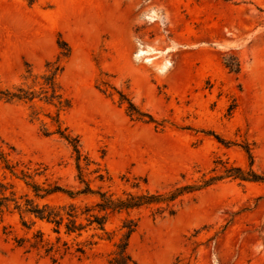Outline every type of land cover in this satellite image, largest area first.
<instances>
[{"label": "rangeland", "instance_id": "374dc122", "mask_svg": "<svg viewBox=\"0 0 264 264\" xmlns=\"http://www.w3.org/2000/svg\"><path fill=\"white\" fill-rule=\"evenodd\" d=\"M48 62L62 67L58 89L69 108L40 94ZM18 85L40 96L0 99V140L7 152L15 147L9 158L18 169L39 170L41 186L84 188L76 153L52 117L79 137L92 188L115 197L200 183L219 157L248 169L244 144L264 173V0H0V89ZM120 92L155 122L131 115ZM0 181L15 185L22 204L27 197L40 205L99 200L65 192L38 198L1 163ZM156 208L110 213L105 231L64 235L96 243L81 259L54 263L2 234L6 224L18 236L57 235L10 202L0 264H108L126 219L138 220L129 239L135 264H264V183L226 178L179 197L173 215Z\"/></svg>", "mask_w": 264, "mask_h": 264}, {"label": "trees", "instance_id": "16d2710c", "mask_svg": "<svg viewBox=\"0 0 264 264\" xmlns=\"http://www.w3.org/2000/svg\"><path fill=\"white\" fill-rule=\"evenodd\" d=\"M63 43L66 46V51L69 52L70 48L67 43L65 41H63ZM46 66L48 68L47 71L41 75L43 82L40 94H43V98L47 103L56 105L60 110L69 108L71 106L70 100L64 98L63 94L58 89L57 75L62 70V67L56 62H48ZM28 72L32 75L30 70ZM39 96L40 95L37 94L35 90L30 87H25L24 85L15 86L13 89H0V99L5 101H32ZM120 96L121 100H126L128 102V111L131 115L138 114L141 117H147L148 122H155L151 114L141 111L122 92H120ZM52 119L58 125L56 132L72 146L76 153L77 168L79 170L78 178L80 182L84 184L83 189L74 192L60 185L41 186L34 180V175L38 174L39 170L36 169L33 175V173L29 171V167L26 169H18V164H13L9 158L10 154L16 151L15 147L8 145L11 151L7 152L3 145L5 142L0 140V163L2 164V168L10 172L12 176L23 180L38 198H45L55 192H65L71 197H75L77 194H97L99 200L93 205L86 204L84 206L75 203L62 205L44 203L40 205L36 203L33 198L27 197L24 204H22L16 196L14 190L15 185L13 183L0 181V224L4 223L2 216L4 210L9 207L10 202H14L15 208H17L21 214L26 213L37 219L51 223L53 225V232L57 234L54 240L48 237L41 229H36L30 235L18 236L15 235L14 230L6 224L2 226V234L6 239H12L16 247L24 248L26 252L35 251L38 255H41V257L50 258L54 263L60 262L68 255H74L81 259V257L85 255L88 245H93L96 242L86 240L85 242L74 244L73 242L70 243L66 237H70L73 234H76L78 237L82 236L83 232L91 227L105 231L110 213H121L144 206L149 207L157 205L156 213L163 214L168 212V214L173 215L176 213L175 204L179 197L186 193L207 188L223 179L230 178L243 182L252 181L264 183V173L258 172L254 168V156L250 145L244 144L241 146L250 159L248 169L231 164L229 161H224L219 157L215 160L216 165L212 169L215 173L210 177L203 178L200 183L176 186L164 192H129L125 197H115L114 194H109L101 189L95 190L92 188L90 182L84 177L82 172L81 160L83 154L79 137L73 135L67 127L64 129L62 128L60 117H52ZM218 166H221V171L219 172L216 171ZM98 178L104 181L106 177L104 174L99 173ZM22 224L25 228L31 230L34 222H27L22 215ZM137 226L138 220L126 219L123 221L121 229H124V232L120 240L115 243V250L108 264H135V260L129 251V239ZM64 235L66 237H64ZM94 235L95 234H93L92 237ZM99 238L102 239V237ZM107 239H110V237H107ZM73 241H75V239Z\"/></svg>", "mask_w": 264, "mask_h": 264}]
</instances>
